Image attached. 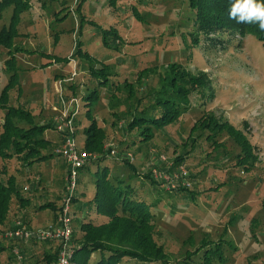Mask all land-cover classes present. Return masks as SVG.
Instances as JSON below:
<instances>
[{
    "label": "rangeland",
    "instance_id": "obj_1",
    "mask_svg": "<svg viewBox=\"0 0 264 264\" xmlns=\"http://www.w3.org/2000/svg\"><path fill=\"white\" fill-rule=\"evenodd\" d=\"M27 1L29 8L22 15L18 27L20 35L14 40L15 46L22 50L12 52L0 45V92L10 76L5 63L13 53L22 92L20 95L17 89L10 92V105H24L32 111L35 121L53 123L55 129L46 130L44 136L57 153L63 145L55 121L62 118L57 104L62 99L67 106V99H71V107L77 105L79 109L72 117L78 150L97 158L104 153L108 155L99 167L91 161L90 171L84 170L81 175L80 170V183L75 192L80 201L71 202L70 215L74 221V225L73 222L70 225L71 242L76 226L73 216L79 214L72 213L80 202L87 209L88 200L95 193L96 170L107 166L111 168L110 178L123 181L122 188L132 187L137 196L151 201L161 197L154 207L155 240L164 247L170 264H187L184 262L186 251L198 248L203 239L218 241L221 238L231 241L232 247L223 243L225 260L218 264H264V43L248 34L236 36L237 39L221 48L194 46L189 34L194 16L189 0H146L143 4L137 0L112 3L111 0H87L79 9V0ZM133 7L137 8L138 16ZM11 14L12 6L2 11L0 30L9 24ZM82 15L85 20L81 27ZM91 22L102 27L115 26L122 40L118 42L111 37L109 45H104L102 33ZM79 41L82 50L97 60L94 66L107 65L119 89L99 86L90 73L92 62L73 55ZM71 59L76 61L79 75L70 79ZM169 63L181 64L194 73L205 72L212 91L210 89L209 97L197 96L203 101L185 112L179 123L167 126L165 131L155 130V137L146 143L140 139L138 128L131 132L124 128L125 114L133 113L135 104L134 98H127V84L141 69L156 67L158 72H164ZM152 73L154 71L146 77ZM133 84H139L138 80ZM93 90H97L98 97L88 105L85 97ZM72 98L78 100L73 102ZM88 107L106 132L105 150L101 153L82 149L83 130L89 124ZM207 111H214L245 133L257 154L252 169L234 165L240 147L225 131L217 136V141L221 142L218 148L204 138H199L197 146H192L190 128ZM3 115L4 110L0 109V132ZM64 121L68 118L64 117ZM17 123L28 127L26 123ZM112 150L116 151L115 155ZM187 151L189 154L183 162L176 165L175 158ZM124 158L135 164L136 176L124 164ZM0 163L6 167L5 177L15 175L23 186L33 190V201L39 204L48 198H57L60 209L55 221L45 224L44 219L54 214L46 208L42 216H39L42 210L35 213V220L31 219L28 229L36 231L57 226L64 207L67 162L56 155L35 164L29 174L24 173L26 168L16 157L0 160ZM146 172L161 192L144 176ZM184 185L193 191L194 197L185 199L175 191H172L174 196H167L165 190ZM230 218L232 223H228ZM17 220L20 219L14 217L13 225ZM41 248L31 253L33 263L41 258ZM0 264H10L6 253L1 255Z\"/></svg>",
    "mask_w": 264,
    "mask_h": 264
},
{
    "label": "trees",
    "instance_id": "obj_2",
    "mask_svg": "<svg viewBox=\"0 0 264 264\" xmlns=\"http://www.w3.org/2000/svg\"><path fill=\"white\" fill-rule=\"evenodd\" d=\"M85 1L87 0H79L77 8L82 7ZM145 1L137 0L140 4ZM112 2L114 0L110 1V3ZM231 3L232 0H189V5L194 12L192 29L189 32L194 46L202 44L206 49L221 48L233 39H237L236 36L243 37L248 34L256 36L264 43V31H260L258 25L238 24L229 18ZM9 6H12V14L9 24L4 25L0 30V45L5 46L9 51L17 52L22 48L15 46L14 40L20 35L18 27L23 13L29 8V3L27 0H0V17L2 11ZM133 12L138 16L137 8L133 7ZM84 20L85 16L82 15L81 27ZM91 23L102 33L104 45H109L111 37L118 42L122 40L115 26L108 28L94 22ZM73 55L87 59L92 64L97 61L89 52L82 50L81 41L76 45ZM58 60L60 61V59ZM64 60H66L65 57ZM5 64L10 76L0 92V109L4 110L0 132V160L16 157L26 168L24 173L29 174L35 164L38 165V163L57 155L52 149L51 141L44 136L46 130L55 129V127L51 121L48 123L35 121L32 111L24 105H10V92L17 89L20 95L22 89L17 77V59L13 53ZM155 69L156 67H145L136 74L134 80H138L139 87H137L139 84L136 86L133 84L134 80L127 84V98H134L135 104L134 112L125 114L124 128L127 132L138 128L141 131L140 139L146 143L155 137V130L165 131L167 126L179 123L185 112L203 101L197 96L209 97L210 89L212 91L211 82L205 72L194 73L178 63L167 64L164 72H158ZM152 71L154 73L146 77ZM90 73L98 80L99 86H107L110 90L115 91L119 89L116 86L119 83L111 79L112 74L108 71L107 65L96 67L93 64ZM145 78L148 79L145 80ZM194 95L196 96L194 97ZM97 97V90H93L85 98L88 100V105H92ZM86 116L89 124L83 130L85 138L82 149L101 153L105 150L106 132L94 118L92 108H87ZM17 121L26 123L28 127L17 123ZM224 131L240 147L234 165L252 169L257 162V154L253 145L242 130L236 129L224 121L214 111L204 112L194 122L190 128L189 137L192 139L193 147L197 146L199 138H204L211 142L214 148H218L221 142L217 141V136ZM188 154L189 151L179 154L175 158L176 165L181 164ZM107 158L108 155L104 153L92 160V163L99 167ZM123 162L136 176L138 169L135 164L128 158H124ZM90 166L91 163H87L80 170L83 172L90 169ZM6 173V167L0 163V258L2 254L6 253L10 264H57L60 250V245L56 242L58 240H39L35 237L24 240L23 238L5 236L7 231L15 227L13 225L14 217L20 219L28 227L31 226L33 214L50 208L56 219L60 209L57 198H48L49 200L38 204L33 201L35 196L33 190H28L26 186H23L22 180L15 175L5 177ZM96 174L95 193L93 198L88 200L87 209L80 202L72 213L79 214L73 216L76 222L72 235L75 250L70 258V264H170L164 247L155 240L154 207L161 201V197L151 201L145 197L137 196L132 187L122 188L123 181L115 177L110 178V169L107 166L101 170L98 168ZM144 176L148 177L151 183L158 188L150 173L146 172ZM35 177L36 175L32 179ZM158 189L161 192L160 188ZM165 191L167 196H174L172 191H175L185 199L195 195L185 185ZM74 197L73 204H77L76 202H79L80 199L77 195ZM83 212L85 214L81 216ZM92 213L96 214L97 220L94 215L92 216ZM72 222H74L73 219ZM232 222L233 220L230 218L228 223ZM222 239L218 241L203 239L204 241L202 240L198 248L186 251L184 262L187 264H195L192 261H197L198 264L224 262L223 243L226 242L231 247L232 244L231 241ZM45 242L54 245L46 250L37 262L33 263L31 259L33 254L28 250L29 245L32 243L39 245V243ZM15 249L20 252L19 256L21 257L18 256Z\"/></svg>",
    "mask_w": 264,
    "mask_h": 264
},
{
    "label": "built area",
    "instance_id": "obj_3",
    "mask_svg": "<svg viewBox=\"0 0 264 264\" xmlns=\"http://www.w3.org/2000/svg\"><path fill=\"white\" fill-rule=\"evenodd\" d=\"M70 64H72V68L69 72L70 79L74 78L79 75L77 72V63L74 59H71ZM73 70V71H72ZM60 90L63 92V84L61 85ZM70 100L67 99L68 103L66 102L67 106H64L62 99H60L59 103L57 104L60 108V114L62 115L61 119H57L56 125L58 131L61 133L63 137V145L60 150H56L58 153L57 155L61 156L68 164V175H67V186L64 194V207L59 215L57 226L50 225L45 229H38L36 231H31L28 229L26 224L22 223L20 220L15 221L14 228L7 231L6 237L8 238H23L30 239V238H37L39 240H58L56 242L60 245V250L58 252V259L57 264H70V258L74 253V244L71 242V227L72 219H71V202L78 189L79 184V172L80 169L85 166L87 163H90L91 159H96L97 156L89 155L88 152H82L78 150L76 140L73 137L74 127L72 124V117L76 115L79 111L77 105H73L71 107ZM77 98H72L73 102H76ZM64 117L68 118V121H64ZM113 151L116 153L115 150ZM189 184V182H187ZM15 252L20 254L18 250L15 249ZM21 257V256H19Z\"/></svg>",
    "mask_w": 264,
    "mask_h": 264
},
{
    "label": "clouds",
    "instance_id": "obj_4",
    "mask_svg": "<svg viewBox=\"0 0 264 264\" xmlns=\"http://www.w3.org/2000/svg\"><path fill=\"white\" fill-rule=\"evenodd\" d=\"M229 18L238 24H256L264 31V0H232Z\"/></svg>",
    "mask_w": 264,
    "mask_h": 264
},
{
    "label": "crops",
    "instance_id": "obj_5",
    "mask_svg": "<svg viewBox=\"0 0 264 264\" xmlns=\"http://www.w3.org/2000/svg\"><path fill=\"white\" fill-rule=\"evenodd\" d=\"M90 165V164H89ZM91 166H92V163H91ZM90 166V167H91ZM109 168V167H108ZM109 169H111V168H109ZM91 170V168L90 169H87V171H90ZM83 174V172H81V175ZM110 174H112L111 173V171H110ZM79 183H80V181H79ZM94 185H95V182H94ZM94 188H95V186H94ZM94 195V194H93ZM42 213H44V210H42L41 212H40V215L39 216H42ZM38 214V213H37ZM36 214V215H37ZM85 214V212H83V214H82V216ZM35 214H33L32 215V219H34L35 220V216H36ZM95 216V214L94 213H92V216ZM47 218V217H46ZM44 219V221H45V224L46 223H49V222H52L54 219H55V217H54V214H52L51 215V218L50 219ZM73 225H74V222H73ZM54 244L52 243V244H50V243H47V242H45V243H39V245H34L33 243L32 244H30L29 245V247H28V250H29V253H34L36 250H37V248H39L40 246H42V248H41V253H42V255H43V253L46 251V250H48L51 246H53ZM42 257V256H41Z\"/></svg>",
    "mask_w": 264,
    "mask_h": 264
}]
</instances>
